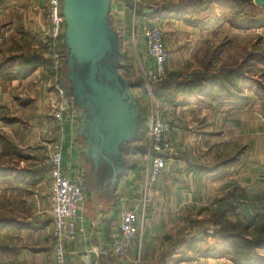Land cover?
Here are the masks:
<instances>
[{
    "label": "crops",
    "instance_id": "crops-1",
    "mask_svg": "<svg viewBox=\"0 0 264 264\" xmlns=\"http://www.w3.org/2000/svg\"><path fill=\"white\" fill-rule=\"evenodd\" d=\"M8 2L11 10L19 3L30 9L24 13L25 25L14 23L6 33H0V264H56L50 214V158L62 144L64 175L73 181L86 178L90 165L78 134L82 112H66L61 124L54 117L53 106L58 96L49 79L51 65L49 68L45 63L49 60L45 44L48 0ZM154 2L160 6L168 3ZM206 4L202 2L183 14L171 13L162 19H170L172 27L179 29L191 21L190 17L199 8L209 9ZM131 13L129 5L111 0L110 21L121 39L123 66L126 49L132 51L140 65L143 60H149L143 39L132 40L134 31L137 38L139 34L142 38L143 22L139 20L134 30ZM219 13L213 12L217 20L214 26L208 27L207 21L206 26L173 30L175 34L168 40L173 51L168 62L171 71L191 68L194 75L204 73L212 79L219 75L218 69L210 68L217 66L219 55L220 59L231 53L242 55L240 49L229 54L230 50L223 49L226 43H214L209 36L218 40L229 33L240 39L259 35L264 45V25L237 29L226 23L224 12ZM208 18H212L211 14L201 17ZM7 35L9 40L5 39ZM182 42L185 47L180 49ZM2 43L10 48L9 55L3 53ZM236 46L232 48L237 49ZM195 59H205L207 64L198 67ZM261 63L264 60H254L252 66L264 67ZM245 75L249 82L236 92L237 97H227L221 88L208 92L207 86L202 95L187 90L183 99H171L173 106L166 103L163 115L169 112L174 116L176 127L172 140L180 156L177 154L168 161L164 176L151 184L150 189L144 152L127 156L131 169L120 179L116 190L105 180H91L79 216L77 238L67 246L66 264H159V261L161 264H233L213 254L224 244L215 230L212 236H205V241L197 236L205 245L197 249H202L199 262L187 260L192 235L189 240L176 241L188 217L201 219L209 210L226 207L227 200H233L241 219L264 207V101L261 92L258 93L256 79ZM135 90L140 91V87ZM182 113L199 115L201 127L198 128V121L185 124L190 117L182 122L179 116ZM183 124L189 128L183 129ZM130 156L134 160L130 161ZM124 208L139 214L143 228L127 256L117 259L112 254V236L118 231ZM143 214H146L144 220ZM232 220L236 218L233 216ZM170 249L171 256H167L165 253Z\"/></svg>",
    "mask_w": 264,
    "mask_h": 264
},
{
    "label": "water",
    "instance_id": "water-1",
    "mask_svg": "<svg viewBox=\"0 0 264 264\" xmlns=\"http://www.w3.org/2000/svg\"><path fill=\"white\" fill-rule=\"evenodd\" d=\"M254 3L264 7V0ZM110 14L111 0H63L64 80L82 112L78 134L90 165L87 190L91 180H105L116 190L131 169L125 146L138 140L140 132V107L134 94L139 86L121 73V39Z\"/></svg>",
    "mask_w": 264,
    "mask_h": 264
},
{
    "label": "built area",
    "instance_id": "built-area-1",
    "mask_svg": "<svg viewBox=\"0 0 264 264\" xmlns=\"http://www.w3.org/2000/svg\"><path fill=\"white\" fill-rule=\"evenodd\" d=\"M125 3L129 0H121ZM133 5L134 30H137L139 20L143 27L141 36L145 40V51L149 65L145 70L146 94L153 95V85L166 76L167 63L170 52L165 45L164 30L158 19L150 18L144 13L152 11L147 6V0H130ZM48 23L45 30V44L51 52V67L49 79L58 96V101L53 106L54 117L58 124L64 121V114L68 111H78L73 98L66 89L64 71L66 49L64 41L65 18L63 15V0H48ZM139 29V28H138ZM137 39L134 31L132 40ZM137 97V93H136ZM151 98H155L154 95ZM156 107L154 108V110ZM80 111V110H79ZM171 126L162 116L153 112L151 124L147 126L140 145H145V157L148 164V176L152 182L160 180L168 169V161L178 154L177 147L171 140ZM144 142V143H143ZM62 144H59L50 158L52 225L55 235V260L56 264H66V251L68 244L74 242L78 233V221L82 205L88 197L86 180H71L63 173ZM142 220L146 214L142 215ZM140 216L136 211L124 208L120 213L118 231L112 236L114 244L112 254L117 259H124L130 252L140 230Z\"/></svg>",
    "mask_w": 264,
    "mask_h": 264
},
{
    "label": "rangeland",
    "instance_id": "rangeland-1",
    "mask_svg": "<svg viewBox=\"0 0 264 264\" xmlns=\"http://www.w3.org/2000/svg\"><path fill=\"white\" fill-rule=\"evenodd\" d=\"M147 1L148 2H146V4L151 9L155 8L156 4L158 5V3L154 2L155 0H147ZM161 1H163V0H161ZM164 1H167L168 3H173L176 0H164ZM183 1H186V0H179L178 3L183 2ZM200 1L201 2H199V3L206 2L207 4L205 5V7L209 6V9L204 10V9H202V7L199 8L198 11L196 13H193V16L190 17L191 21H189L188 23H184V25L186 24V27H184V25H183V26H180L179 29H177V28L172 27V23H171L170 19H162V17L156 18V19H158V22L160 23V25L162 26V28L164 30L165 45H166L168 51L170 52V58H171L173 51L169 46L168 40H169V36H171L172 34H175V32L173 30L177 29V31H179L182 29L184 31L187 28L189 29V27L206 26L207 21H208V27L214 26L213 22L214 21L216 22V19L213 16V12H216V14H217V12L219 13L220 11L224 12V14L230 18V17H232L234 12H236V10H239V8H240V9H242V11L245 10L244 11L245 14H243V17H245V18H247L248 16H250V18H258V17L263 18L262 14H263L264 10L262 9V7L257 6L254 3V0H253V3L256 7H252V8H242L239 4L240 0H220L219 1L220 3H218L217 5L213 4V0H200ZM168 3L164 4V6L170 5ZM242 3L245 4V2H242ZM0 4H1L0 5L1 6L0 7V33H1V35L6 33L9 29V27L13 26L14 23H16L15 25H19V26L25 25L24 13L30 9L29 7H26L24 3H19L17 8L13 9L14 10L13 11V10H11L12 8H11V5L9 4L8 0H2L0 2ZM126 4L129 5V7L131 9V6L133 5V3L129 0V1H126ZM194 9H196V8H194ZM200 11H203L202 14H199ZM197 13H198V15L196 17H194ZM208 14L209 15L211 14V16H212L211 19L210 18H208V20L207 19H201L202 16H209ZM132 18H133V16H132ZM153 18H155V17H153ZM47 23H48V10H47ZM226 23H228V22H226ZM4 30H5V32H3ZM139 35H138L137 39L138 40L143 39V37L141 38V37H139ZM196 37H198V36H196ZM9 38L10 37L8 35L5 37L6 40H9ZM209 38L212 39V41L214 43L218 41L217 44H219V45L226 43L224 45L223 49L225 51L230 50L228 52L229 54L232 51L237 52L239 49H240L241 54H242L241 56L240 55L237 56L236 55L237 53H235V56H234L233 55L234 53H231L229 56L226 55L222 59H220V55H219V58L217 61L218 62L217 66L211 65L210 68H214L215 70L218 69V74H219V73H221L222 70L229 69L230 67L233 68L236 66L233 64H240L241 66H243L242 72H244V74L251 75L253 78L256 79L258 93L261 92L260 94L264 95V67H261V66L259 67V66H254V65L252 66L254 60H250V58L253 59L255 56H257V57H255V59H257L258 62L264 60V45L262 44L261 37H259V35H256L254 38L253 37H251V38L244 37V38L240 39L236 36L234 37L233 35H231L229 33L228 36L225 35L224 37H221V38L218 37V40H216L217 37L214 38V36H212V37L209 36ZM193 39L195 40V36L193 37ZM194 40H193V42H194ZM143 41H144L143 43H145L144 39H143ZM143 43H142V45H143ZM191 43H192V41H191ZM232 43L234 45H237L236 46L237 49L232 48L234 46V45H232ZM2 44L3 45L1 46V48L4 49L3 53L5 55L6 54L9 55V52H10L9 49L10 48L8 47V45H7V47H5L6 43L5 44L2 43ZM186 44L187 45L190 44V41H187ZM24 46H25V44H24ZM28 47H30V46H28ZM179 47H180V49L185 47L183 42L179 43ZM192 47H193V45L191 44V48ZM219 48H221V46H219L218 49ZM188 49H190L189 46H188ZM194 49H196V47ZM47 51H48L47 53L49 55V60L52 63L51 52L48 49H47ZM125 57H126V62H124L125 65L123 66L121 73L124 77L128 78V80H130L131 83L136 84L140 87V91L134 90L135 96L137 93L136 98L140 104V107L143 109V111H142L143 112L142 124H141V130L140 131L143 133V135L146 133L147 126L149 124H151V122H152L153 112L156 111L157 115L162 116L170 124V126H171L170 132H171V137H172L171 140H172L176 126L174 125V121H173L174 116H171L170 115L171 113L168 112L169 114L167 113L165 116L163 115L165 108H166L165 105H166V103L167 104L169 103L173 106L174 102L172 100H176V99L181 100L184 98V93H185V91H187V89H184L185 85H183V84H185L187 82H191L195 78L194 70H191V68H189V70H186L183 68L181 70L179 69L178 71H171L169 69L168 63H167L165 78L161 81L156 82L152 86L154 89L152 94L155 97L152 99L151 96H153V95H150V94L147 95L146 94L147 87H146L145 70L147 69L149 62L146 60H143L142 65H140L139 60H137L136 57L133 56L132 51L128 50V49H126V51H125ZM205 59H202V60L195 59L196 64L199 63V64H197L198 67L205 65V63L207 64V61ZM240 59L244 60V62L239 63ZM261 64L264 65V63H261ZM250 65H251V67H250ZM249 69H250V73H249ZM51 70H52V67L50 68V72H51ZM170 84L172 87H170L168 91L162 92L161 90H159L160 87H162V89H163L165 86H169ZM67 87L68 86H66V89H67ZM157 89L160 91L159 94L157 92L158 91ZM155 107H156V109L154 110ZM173 108H175V107H173ZM179 116H181L182 122L187 117H190L189 121L186 120L185 124H188V122H190V123L196 122L197 123V121H198L199 122L198 128L201 127V124H200L201 119H200L199 115H194V117H192L190 114L183 115V113H182ZM195 117H197V119H195ZM175 119H177L176 116H175ZM185 124H183V129H185L186 127L189 128L188 126L185 127ZM193 127H196V126H193ZM197 130L200 131V129H197ZM172 142H173V140H172ZM138 144H136V145L139 146ZM129 146L130 145H127L126 149L129 148ZM141 146H143L142 148L145 147V145H143V144L140 145V147ZM198 148H197V150L201 153V149H198ZM234 151H236V150H234ZM143 152H144L143 150L142 151L140 150V152H138V153L141 154ZM200 153L198 155L199 157L202 156ZM178 155H179V152H178ZM232 155L233 154H231L230 156H232ZM129 159H130V161L134 160L131 156L129 157ZM199 159H201V158H199ZM158 182H159V180L152 182L150 179L149 189H150L151 184H156ZM229 202H233V200L232 199H230L229 201L227 200L225 202V205H227ZM214 206H216V204H214ZM126 209H129V208H126ZM130 210H132V209H130ZM50 214L52 216V211H50ZM194 215H196L197 217L200 216L199 213H197V212H194ZM203 216L204 217H202L201 219H198L196 217H188L187 221L185 223L186 225H185L184 229H182L180 231V234L178 235V240L176 242L177 243L182 242L184 239L189 240V239H191L190 235H192V239L197 238V236H202V238L205 241V236H212L213 235L212 232H214V230L216 232H218V230L216 228H214L213 226L210 225L209 220L211 218V213H206ZM241 220H246V219H241ZM52 234H53V238H54V247H55V235L53 232H52ZM207 239L209 240V238H207ZM197 241H198V243L196 245L189 247L188 257H187V260H189V261L199 262V260L201 259L199 256L202 255L200 252V251H202V249H200V251H197V249L203 248L205 245L202 244L199 240H197ZM182 244H184V243H182ZM188 246L189 245L187 244V249H188ZM170 251H171V249L168 250L165 254L167 256H171V254H169ZM225 259H227V258H225ZM155 264H157V263H155ZM159 264H161L160 261H159Z\"/></svg>",
    "mask_w": 264,
    "mask_h": 264
},
{
    "label": "trees",
    "instance_id": "trees-1",
    "mask_svg": "<svg viewBox=\"0 0 264 264\" xmlns=\"http://www.w3.org/2000/svg\"><path fill=\"white\" fill-rule=\"evenodd\" d=\"M1 1L2 0H0V2ZM219 1L220 0H213V4L217 5L220 3ZM199 2L201 1L186 0L178 4H170L167 6L156 5V7L152 9V14H144L149 17L153 16L158 18L164 16L167 17L171 13L183 14L192 9L194 6L197 7V5H200ZM242 2H245V4ZM239 4L242 8L256 7L253 0H240ZM262 9L264 10V7H262ZM244 11L245 10L242 11V9L239 8V10H236L230 18L225 15L231 27L237 29H252L259 28L264 25V11L262 14L263 18H256L253 20L250 16L247 18L243 17V14H245ZM213 23L216 24L217 20ZM64 54L67 59V48L64 50ZM255 57L253 59L250 58V60H257ZM30 60H33V58ZM23 62H25V60H23ZM45 63L50 68V60L45 61ZM121 63L123 66V56H121ZM242 70L243 66L241 65L233 68L230 67L229 69L222 70L219 75L213 76L212 79H208V76H205L204 73H198L191 82L183 84L185 85L184 89L197 91L200 95H202V93H204V88H207L208 86V92L211 90L214 91L216 88H221L227 93V97H237L235 96L236 92L242 89L241 87L249 82ZM65 73L66 69L63 74L65 75ZM170 87H172L171 84L169 86H165L163 89L160 87L159 90L166 92ZM159 90L157 91L158 94L160 93ZM70 96L73 98L71 94ZM261 97L264 101V95L261 94ZM142 111L143 109L140 107V130L142 124ZM143 136V133L140 131L138 137L136 138L138 140H134L135 142L127 144L130 145L127 149V145L125 146L124 151L126 156L137 154L140 150L145 151L144 148H142L143 146L140 147V145H136V143H139V141L143 139ZM237 211L238 207L235 206L233 202H229L226 207L220 210L208 211V213H211V218L209 220L210 225L218 230V234H220L224 240L223 246L217 248L213 251L214 253H212L215 256L229 259L233 264H264V207H261V211L257 210L254 215L246 217V220H241L240 215H237ZM233 216L236 218V221H233L232 218H230ZM197 243V239L193 238L192 246Z\"/></svg>",
    "mask_w": 264,
    "mask_h": 264
},
{
    "label": "bare ground",
    "instance_id": "bare-ground-1",
    "mask_svg": "<svg viewBox=\"0 0 264 264\" xmlns=\"http://www.w3.org/2000/svg\"><path fill=\"white\" fill-rule=\"evenodd\" d=\"M151 18V17H150Z\"/></svg>",
    "mask_w": 264,
    "mask_h": 264
}]
</instances>
